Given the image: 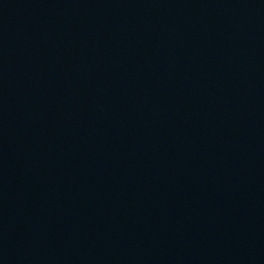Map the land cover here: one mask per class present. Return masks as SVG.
Segmentation results:
<instances>
[{
  "label": "water",
  "instance_id": "water-1",
  "mask_svg": "<svg viewBox=\"0 0 264 264\" xmlns=\"http://www.w3.org/2000/svg\"><path fill=\"white\" fill-rule=\"evenodd\" d=\"M0 264H264V0H0Z\"/></svg>",
  "mask_w": 264,
  "mask_h": 264
}]
</instances>
